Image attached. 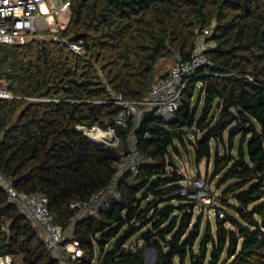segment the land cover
<instances>
[{"label": "trees", "instance_id": "trees-1", "mask_svg": "<svg viewBox=\"0 0 264 264\" xmlns=\"http://www.w3.org/2000/svg\"><path fill=\"white\" fill-rule=\"evenodd\" d=\"M66 1L61 40L0 44V79L15 95L0 99V170L18 191L45 193L66 231L76 215L71 202L112 182L135 127L132 119L116 124V97L146 100L169 73L163 62L189 60L210 29L211 63L188 78L175 118L145 110L135 128L154 161L122 174L121 198L76 222L84 255L74 264H149L146 247L156 250L153 264H264V0ZM76 34L80 51L70 46ZM80 126L115 127L123 144L96 143ZM186 136L196 162L213 159V174L230 182L215 197L214 222L203 224L182 193L185 177L166 160ZM8 254L23 264L56 263L0 185V256Z\"/></svg>", "mask_w": 264, "mask_h": 264}, {"label": "built area", "instance_id": "built-area-1", "mask_svg": "<svg viewBox=\"0 0 264 264\" xmlns=\"http://www.w3.org/2000/svg\"><path fill=\"white\" fill-rule=\"evenodd\" d=\"M68 11H70V2L65 0L56 2H49V0H0V44H20L37 39L61 40L62 38L59 37L60 28L55 26L54 17L61 15V12ZM205 43V38L202 39L200 36L191 58L179 61L170 69L167 76L158 79L152 85L146 100L131 102L124 100L121 96L116 97L115 102L123 107L115 118L116 124L126 126L131 119L136 124L127 135L125 152L116 161L117 172L112 182L92 192L87 200L71 202V207L79 211L81 216H99L111 205L112 197L121 198L122 193L117 182L122 174L129 170L137 171L139 166L154 161L152 156L142 152L139 148L135 128L145 110H154L157 115L167 121L175 118L188 78L198 68L211 63L207 54L209 47H206ZM70 46L76 51L81 50L80 45L76 42H70ZM1 98H15L14 93L2 79H0ZM80 128L90 140L96 143L113 147L121 145L122 138L117 134L115 127L89 128L80 126ZM0 185L5 190L7 201L18 206L43 233L45 245L54 256L55 264H73L75 260L84 255L80 241L72 233L68 234L55 223L54 215L49 207V197L45 193L27 194L18 191L14 185V179L5 175L1 170ZM205 187L206 185L201 183L200 178H195L182 189V193L198 206L207 205L211 203L212 195ZM217 212L220 217L224 216L222 210ZM0 261L1 264H23V261L16 258L15 255L9 254L0 256Z\"/></svg>", "mask_w": 264, "mask_h": 264}, {"label": "rangeland", "instance_id": "rangeland-1", "mask_svg": "<svg viewBox=\"0 0 264 264\" xmlns=\"http://www.w3.org/2000/svg\"><path fill=\"white\" fill-rule=\"evenodd\" d=\"M56 2L57 0H49V2ZM66 1V0H65ZM70 14H71V10L68 12H61V15L57 16L55 15L54 19L56 21V27L58 28H63L65 27V25L69 22L70 20ZM54 21V22H55ZM49 34H51V32H49ZM48 35V34H47ZM211 35V31L210 29L206 30L204 32L202 36L203 38H206L207 36ZM60 38L62 37L61 34L59 36ZM206 41V40H205ZM206 47H211V43H205ZM177 63L175 58H171L165 62H163L162 64V72H164L165 74H167L170 69ZM189 135V137L192 135L193 132H191L190 130H188L187 132ZM191 138L193 139V136H191ZM127 141V140H126ZM123 144V140L121 142V145ZM175 145L176 147H169V150L166 154V160L167 161H175V165L178 167L179 169V173L181 175H183V177H185L180 183L183 185V188H185L188 183H190V181H192L195 178H200L201 183H203L204 185H206V189L210 192V194L212 195V200L210 204L207 205H200V206H196L195 207V212L197 215L202 214L203 216V224H205L207 219H210L212 222H214V217H215V207L217 206L216 203L218 200L215 197H218L219 195L222 194V192L224 191V189L228 186V184L230 183H226V184H221V178L222 175H218L215 176L213 173L214 171V167H213V159L211 160V162H209L208 160L204 159L201 163H197L196 159H195V154H194V149L191 145V142L188 138V136L185 137L184 142H180L179 140H175ZM170 170H172V168H169ZM200 175V176H199ZM131 181H134V177H130ZM167 197V196H165ZM232 202L235 203L234 199H231ZM173 203H176V201H173ZM84 216H81V213L79 211L76 210V215L75 217L72 219L71 223L68 225V227L66 228V232L68 234L73 233V230L75 228V224L79 219H82ZM147 228H145L144 230H146ZM141 234V232L138 233V235H134L132 237V239L130 240L132 241H137V237L139 238V235ZM42 237V236H41ZM143 241H141L139 244L142 245ZM98 254H99V249L97 250ZM144 256L145 259L147 260V262L149 264H153L155 259H156V255L153 252V248H149L146 247L145 251H144ZM75 263V261L73 262V264Z\"/></svg>", "mask_w": 264, "mask_h": 264}, {"label": "water", "instance_id": "water-1", "mask_svg": "<svg viewBox=\"0 0 264 264\" xmlns=\"http://www.w3.org/2000/svg\"><path fill=\"white\" fill-rule=\"evenodd\" d=\"M81 37V34H76V35H74L73 37H71L69 40L71 41V42H76L79 38ZM153 252H154V254L156 255V250L153 248Z\"/></svg>", "mask_w": 264, "mask_h": 264}, {"label": "crops", "instance_id": "crops-1", "mask_svg": "<svg viewBox=\"0 0 264 264\" xmlns=\"http://www.w3.org/2000/svg\"><path fill=\"white\" fill-rule=\"evenodd\" d=\"M37 227V226H36ZM38 228V227H37ZM38 230H39V228H38ZM39 232H40V235L44 238V235H43V233L39 230ZM16 258H18V259H20V260H22L23 261V256L22 255H16Z\"/></svg>", "mask_w": 264, "mask_h": 264}, {"label": "bare ground", "instance_id": "bare-ground-1", "mask_svg": "<svg viewBox=\"0 0 264 264\" xmlns=\"http://www.w3.org/2000/svg\"><path fill=\"white\" fill-rule=\"evenodd\" d=\"M98 134V133H97ZM0 264H1V261H0Z\"/></svg>", "mask_w": 264, "mask_h": 264}]
</instances>
